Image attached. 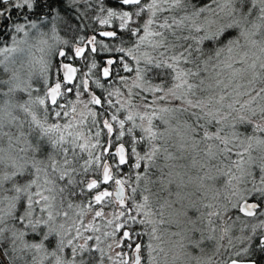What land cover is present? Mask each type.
I'll return each instance as SVG.
<instances>
[{
	"label": "snow or ice",
	"instance_id": "1",
	"mask_svg": "<svg viewBox=\"0 0 264 264\" xmlns=\"http://www.w3.org/2000/svg\"><path fill=\"white\" fill-rule=\"evenodd\" d=\"M0 45V264H264V0H0Z\"/></svg>",
	"mask_w": 264,
	"mask_h": 264
},
{
	"label": "rangeland",
	"instance_id": "2",
	"mask_svg": "<svg viewBox=\"0 0 264 264\" xmlns=\"http://www.w3.org/2000/svg\"><path fill=\"white\" fill-rule=\"evenodd\" d=\"M101 27H103V26H101ZM1 46H3V45H1ZM36 55L39 56V52H36Z\"/></svg>",
	"mask_w": 264,
	"mask_h": 264
},
{
	"label": "trees",
	"instance_id": "3",
	"mask_svg": "<svg viewBox=\"0 0 264 264\" xmlns=\"http://www.w3.org/2000/svg\"><path fill=\"white\" fill-rule=\"evenodd\" d=\"M0 46H1V45H0ZM100 55H105V54L101 53Z\"/></svg>",
	"mask_w": 264,
	"mask_h": 264
}]
</instances>
